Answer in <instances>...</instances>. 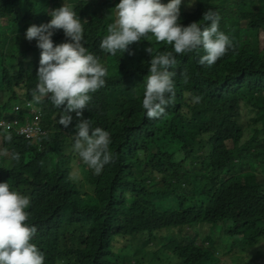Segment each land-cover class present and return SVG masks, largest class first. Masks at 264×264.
Listing matches in <instances>:
<instances>
[{"label":"trees","instance_id":"1","mask_svg":"<svg viewBox=\"0 0 264 264\" xmlns=\"http://www.w3.org/2000/svg\"><path fill=\"white\" fill-rule=\"evenodd\" d=\"M56 1L0 0V120L30 101L47 132L0 130V264H127L116 241L132 264L162 249L248 264L236 255L264 240V0H75L72 28Z\"/></svg>","mask_w":264,"mask_h":264},{"label":"rangeland","instance_id":"2","mask_svg":"<svg viewBox=\"0 0 264 264\" xmlns=\"http://www.w3.org/2000/svg\"><path fill=\"white\" fill-rule=\"evenodd\" d=\"M58 1L62 5L63 23H65L68 27L72 28L74 25V9L76 7V1L75 0H58ZM124 1H126V0H124ZM59 2H57V3H59ZM192 6H193V3H187V4L184 3V8L186 11L189 10ZM118 9H120V8H118ZM118 15H121L119 11H118ZM0 23L3 26L1 19H0ZM33 25H34V29L25 34V37H26L27 41H29V42L33 41L37 37L36 30L40 27V25L39 24L36 25V23H33ZM19 34H21V32H19ZM213 37L215 38V40L229 42V40L222 39V38H226V37L222 36L220 34L219 35H213ZM237 39H238V37H236V39H233L232 42L236 41ZM14 47H15V49H17V44H14ZM28 107H29L28 110L26 109V107H24L25 113L22 112V114H24L22 121L18 118V116H19L18 113L20 112L19 108H15L14 110L9 109V111H11L10 114L14 115L16 118H11L9 120H5V119L0 120V130H4V131L9 132V133L10 132L15 133L16 135H18V138L25 139L27 141H34L35 138L40 137V135H42V126H41V121L37 120V118L40 117L39 107L30 101L28 102ZM74 116L75 115H72L71 118H74ZM14 121H18V123H19L16 127L13 126ZM23 127H26V129H27L26 131H28L27 134L24 133L25 131L22 130ZM26 135H29V138H27ZM0 141H1V138H0ZM77 146L78 145H73V148H76ZM0 152L4 154V156L7 160L11 159V158H9L8 152L2 151L1 142H0ZM29 156H32V155H29ZM79 163L80 162H78V166H81V165H79ZM78 166H77V162H76L74 165V168H73V173H78V171H79L78 174L80 175L81 169L78 168ZM259 175H261V177H263L264 171L260 170ZM82 184L85 186V183L82 182ZM215 229L217 231L219 230L218 228H215ZM195 230H196V228L187 229L185 231V233L188 234L189 236H193L195 233ZM199 230H200V228H199ZM205 231L206 232L209 231V226H207ZM172 235H173L172 232H170V237ZM220 237H221V234L219 235V237L217 239H220ZM220 241H228V238L225 236L224 233H222V237H221ZM115 245H116V248H114L115 250L113 251V256L114 257H126V259H125L126 263L132 264L130 262L132 260V257H131L132 252L129 254H126V253H124V251H121L120 249H123V243L121 241H116ZM156 246H157V241H156ZM156 246H154L153 250H156ZM163 247L165 249L170 248V246H168V244H164ZM252 248H253V246L248 250L247 253L236 255V256H242L244 258L249 259L250 262L248 260V264H259L257 259H259L262 254L264 255V240H262L259 245L255 246V248L253 250H252ZM259 248H261L263 250V253H260L258 251ZM153 250H151V251H153ZM171 250H173V247L170 248V251ZM148 251H150V250H148ZM143 252H146V251H143L140 249L137 250V254H141ZM149 254L150 253L142 256L144 258V260H146L145 261L146 264H151V261L153 262L154 259H157V258L163 259L166 263L170 262V264H175L178 262V259H174L172 254L171 253L169 254L167 252V250L162 249L161 255H159L157 257H151V260L149 258ZM221 258L224 259L229 264H232V263L237 264L239 262L238 260H236L235 256L232 258V262H231L230 256L228 253L221 255ZM109 259L112 260L111 258H109ZM106 264H110L109 260L107 261Z\"/></svg>","mask_w":264,"mask_h":264},{"label":"clouds","instance_id":"3","mask_svg":"<svg viewBox=\"0 0 264 264\" xmlns=\"http://www.w3.org/2000/svg\"><path fill=\"white\" fill-rule=\"evenodd\" d=\"M123 3H125V1L123 2ZM120 8H122V7H120ZM117 10V9H116ZM115 10V11H116ZM63 15V14H62ZM62 19H63V17H62ZM74 26V25H73ZM102 90V88H100V90L99 91H101ZM98 91V92H99ZM97 92V93H98ZM96 93V94H97ZM79 107H81V101H80V99H78L77 100V103H75V104H73V103H71V104H68V110H70V111H73V110H75V109H77V108H79ZM39 111H40V108H39ZM43 130V134L42 135H40V137H37V138H35L34 140H36V139H40V138H43L44 137V135H47V132H46V129H42Z\"/></svg>","mask_w":264,"mask_h":264},{"label":"built area","instance_id":"4","mask_svg":"<svg viewBox=\"0 0 264 264\" xmlns=\"http://www.w3.org/2000/svg\"><path fill=\"white\" fill-rule=\"evenodd\" d=\"M39 114H40V111H39ZM37 120L40 121V117L37 118ZM13 124L18 125L19 123H18V121H14ZM22 130L25 131L24 133H26V134L28 133V131H26V130H27L26 127H23ZM43 133H44V132H43V130H42V134H43ZM26 137L29 138V135H26Z\"/></svg>","mask_w":264,"mask_h":264}]
</instances>
